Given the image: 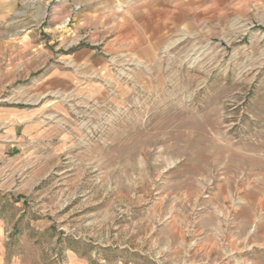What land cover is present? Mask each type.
<instances>
[{"label": "rangeland", "instance_id": "374dc122", "mask_svg": "<svg viewBox=\"0 0 264 264\" xmlns=\"http://www.w3.org/2000/svg\"><path fill=\"white\" fill-rule=\"evenodd\" d=\"M1 1L22 256L264 264V0L223 15L233 35L147 52L117 50L97 15L80 24L97 0Z\"/></svg>", "mask_w": 264, "mask_h": 264}, {"label": "crops", "instance_id": "0c3cea01", "mask_svg": "<svg viewBox=\"0 0 264 264\" xmlns=\"http://www.w3.org/2000/svg\"><path fill=\"white\" fill-rule=\"evenodd\" d=\"M250 2L251 0H97L96 8L81 14L80 24L84 26L85 21L97 15L98 26L107 30V37L112 35L113 43L121 46L117 49L119 51L147 52L156 51L159 47L170 50L171 45L183 43L187 36L233 35L236 32L234 23L226 24L223 15L234 11V4ZM0 4V12H3L6 4L1 0ZM244 22H250L249 18ZM245 26L243 31L237 32L250 33V27H254V24ZM135 44L138 45L133 47ZM15 126L19 132L16 141L10 140V129ZM0 130V264H39L35 255L21 254V183L16 188L7 186L11 177V163L17 165V171H21V120L17 125L1 123ZM69 250L71 251L67 247L71 264H87L80 254L76 255L73 250ZM114 264L135 263H124L120 258Z\"/></svg>", "mask_w": 264, "mask_h": 264}]
</instances>
